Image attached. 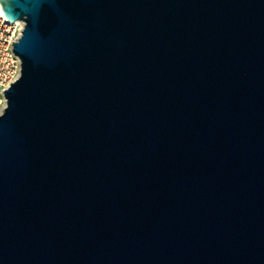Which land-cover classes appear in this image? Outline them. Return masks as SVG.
I'll list each match as a JSON object with an SVG mask.
<instances>
[{
    "label": "water",
    "instance_id": "1",
    "mask_svg": "<svg viewBox=\"0 0 264 264\" xmlns=\"http://www.w3.org/2000/svg\"><path fill=\"white\" fill-rule=\"evenodd\" d=\"M0 264H264V0H3Z\"/></svg>",
    "mask_w": 264,
    "mask_h": 264
},
{
    "label": "built area",
    "instance_id": "2",
    "mask_svg": "<svg viewBox=\"0 0 264 264\" xmlns=\"http://www.w3.org/2000/svg\"><path fill=\"white\" fill-rule=\"evenodd\" d=\"M23 20L9 21L0 0V113L7 106L5 91L21 76L22 61L14 51V42L22 36Z\"/></svg>",
    "mask_w": 264,
    "mask_h": 264
}]
</instances>
